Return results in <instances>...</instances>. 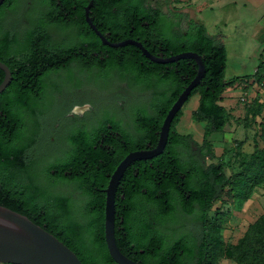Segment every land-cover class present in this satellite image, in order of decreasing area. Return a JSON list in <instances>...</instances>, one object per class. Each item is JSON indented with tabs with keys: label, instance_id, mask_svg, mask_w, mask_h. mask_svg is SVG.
<instances>
[{
	"label": "trees",
	"instance_id": "1",
	"mask_svg": "<svg viewBox=\"0 0 264 264\" xmlns=\"http://www.w3.org/2000/svg\"><path fill=\"white\" fill-rule=\"evenodd\" d=\"M88 1L42 0V8L33 20L35 24L31 22L22 36L10 35L2 29V18L7 10L14 8L16 0L0 4V60L8 65L12 75L0 93V204L26 214L52 232L83 264H116L109 255L103 232L108 175L129 150L156 144L166 111L196 74L197 64L193 58L166 64L150 62L132 45L113 47L102 43L85 21L84 6ZM88 14L110 42L138 39L154 54L153 46L160 44L165 47L162 51L165 57L192 50L200 55L205 69L185 100L197 94L191 116L206 121L197 150L192 148L190 134L176 128L181 107L172 119L163 151L131 162L118 182L114 236L119 249L130 257L125 249L128 242L140 247L147 240H176L177 264H186L187 258L191 259L190 264H217L220 257L232 259L236 264H264V212L247 225L235 243L224 242L219 230L228 205L246 200L256 186L264 184V95L261 92L264 91V57L252 74L225 79L226 48L207 32L202 21L181 12L146 6L143 0H93ZM64 15H71L72 19ZM184 19L186 25L181 27ZM144 21L149 25L144 26L141 23ZM51 26L59 32L76 26L80 30L79 40L55 42ZM94 44L97 57L87 61L81 53H90ZM74 45L78 46V54L68 56ZM73 63L81 71L97 69L104 78L118 71L131 74L146 86L163 84L164 87L155 92L151 111L145 105L135 108L134 132L110 118L113 128L110 134L102 133V126L94 125L67 133L70 143L67 151L44 163L49 182L46 187L34 172L31 158L34 154L29 153L37 134V129L29 128V119H37L33 105L41 99L50 74L69 71ZM3 75L0 69V81ZM253 83L257 90L242 103L243 114L236 117L245 128L253 130L251 150H237L243 139L238 140L235 146L222 150L218 162L205 163V156H214L207 137L212 131H222L232 117L221 103L223 91L229 86L245 84L246 87ZM41 157H36V163H41ZM57 165L61 168L52 173L51 169ZM57 183L71 184L79 190L82 197L76 208L70 193L51 188ZM217 201L219 204L215 205ZM178 213L195 215L197 232L168 234L157 228V223L172 221ZM61 231L69 233L72 240L61 236L58 233Z\"/></svg>",
	"mask_w": 264,
	"mask_h": 264
},
{
	"label": "rangeland",
	"instance_id": "2",
	"mask_svg": "<svg viewBox=\"0 0 264 264\" xmlns=\"http://www.w3.org/2000/svg\"><path fill=\"white\" fill-rule=\"evenodd\" d=\"M41 1L16 0L14 8L7 10L2 18V29L8 31L10 35L22 36L24 30L37 17L35 14L42 8ZM190 1L143 0V3L150 7H160L166 12H181L186 17L203 21L209 33L223 32L226 35L225 48L228 51L224 68L225 79L236 75L252 74L264 56V40H258L251 35L257 23H264V5L255 10L252 5L241 6V0H236V5L231 0H200L196 4ZM185 25L184 19L180 26ZM50 76L53 79L56 78L53 85H48L41 99L33 105L37 112V119H29V128L37 129L36 141L29 153L34 154L31 156L34 160V172L38 174L40 182L46 187L49 182L45 176L44 163L52 161L53 152L58 144L65 141L67 133L80 127L90 129L97 124L105 109L118 113L117 118H123L122 123L126 130L134 132L135 108L145 105L151 111L150 102L155 92L164 87L163 84L146 86L136 81L131 74H120L118 71H112L106 78L101 76L97 69L78 72L74 65L69 71L61 70ZM249 86L246 91L251 97L256 92L257 85ZM238 91L237 89L236 92ZM262 94L264 95V91ZM197 99L198 95L193 94L182 105V115L176 124L179 132L190 134L193 140L191 145L195 151L202 143L206 122L191 116ZM73 102L84 105V108L75 109L73 117L64 116ZM237 104L231 109L226 106L228 110H233L230 124L222 131H212L207 137L211 141L214 156H205V163L218 162L222 150L235 146L238 140L243 139L237 150H251V132H247L248 129L244 128L241 120L236 118L237 114H243L239 95H237ZM30 155L28 154L27 157ZM36 157L42 158L41 163H36ZM51 188L56 192L70 193L73 197L79 193L71 184L57 183ZM217 204L219 201L215 203ZM227 208L228 211L224 213L220 221L219 230L224 242L235 243L247 225L264 212V184L256 186L246 200H236ZM150 218L153 220L152 210ZM176 219L175 224L180 227V232H197L198 221L195 215L186 216L178 213ZM216 263L236 264L234 260L227 257H220Z\"/></svg>",
	"mask_w": 264,
	"mask_h": 264
},
{
	"label": "water",
	"instance_id": "3",
	"mask_svg": "<svg viewBox=\"0 0 264 264\" xmlns=\"http://www.w3.org/2000/svg\"><path fill=\"white\" fill-rule=\"evenodd\" d=\"M4 0H0V4ZM93 0L84 6V17L90 28L101 39L102 43L117 47L134 44L142 54L154 62L165 63L180 58H193L197 64L196 74L178 93L166 111L158 132V139L154 146L129 150L108 175V182L104 188V240L109 255L116 264H142L123 253L116 244L114 236L115 220V191L118 182L126 169L134 160L151 158L161 153L166 145L169 128L173 117L182 107L204 74V63L200 55L192 50H183L169 56L150 53L139 41L124 39L110 42L92 23L88 11ZM0 69L4 72L0 81V93L10 83L12 75L8 65L0 60ZM0 263L18 264H83L78 255L52 232L34 222L26 214L0 204Z\"/></svg>",
	"mask_w": 264,
	"mask_h": 264
},
{
	"label": "flooded vegetation",
	"instance_id": "4",
	"mask_svg": "<svg viewBox=\"0 0 264 264\" xmlns=\"http://www.w3.org/2000/svg\"><path fill=\"white\" fill-rule=\"evenodd\" d=\"M5 1L6 0H4V2ZM57 1H60V0H57ZM152 8H157V7H152ZM169 15H170V13H169ZM64 17H66L67 19H72L71 15H64ZM141 23L144 26L149 25L148 21H144ZM32 24H35V21H32ZM50 29H51V35L55 39V42L67 43V42L73 41L74 39L79 40V37H80V30H78V28L76 26H70L65 31H62V32L57 31L52 26L50 27ZM55 36H56V38H55ZM136 41H139V40L137 39ZM139 42L142 44L141 41H139ZM129 45L134 46L136 49H138L140 52H142L136 45H134V44H129ZM142 46H143V44H142ZM77 47L78 46L74 45L71 48V52H68V56H71L73 54H75V55L78 54ZM164 48L165 47L163 45L157 44L156 46H153L152 51H155V54L154 53H152V54L163 56L162 51ZM81 55L87 61L89 59H93V58L97 57V48L95 47V44L93 46H91L90 53H88V51H84V53H81ZM145 58L147 60H149L150 62H154L147 57H145ZM171 62H174V61H171ZM171 62H165L162 64L171 63ZM72 65H74V67L76 68V70L78 72H82L76 63H73ZM55 79H53V77L49 76L47 79L48 85H53L52 83L55 81ZM70 105H71L69 107L70 110L67 111V113L65 112L64 116H66V117H73V112L76 111L75 109H83L84 108V105L76 104L75 102L71 103ZM117 115H118V113H116V114L114 112L112 113L111 109L110 110L105 109V111L102 113V115L98 119L97 124H95L94 126H97V127L102 126V128H101L102 133L110 134L112 132V129H113L112 124L109 120L110 118L114 119V120H119L121 126L124 127V125L122 123L123 118L122 117L117 118ZM107 134H106V136H107ZM104 138L105 137H102L101 140H104ZM69 145H70V143H69L68 139H65V141L62 144H58L56 147L57 149L53 152L54 156L52 158V161L63 156V154L69 148ZM60 168H61V166L57 165L53 169H51V172L55 173ZM64 173L67 174V171H64ZM78 192H79V190H78ZM81 197H82V195L79 192L77 195H75V197L72 198L74 208H76L80 204ZM176 218L172 221L157 223V228L168 233V234L169 233L174 234V233L180 232V227L177 224H175V222H176L175 220H177ZM103 220H104V217H103ZM153 222H155V221H153ZM58 233H60V235L63 236L64 238H66L67 240H72V237L69 233L67 234L64 231H61ZM187 233H195V232H187ZM189 241L191 243H193L194 240H189ZM125 249L127 250V253L130 255V257L145 260V261L149 262L150 264H154V263L155 264H177V259L179 256V250L177 248L176 240H147L145 245L140 246V247H135L134 242L132 241V242H128L127 245H125ZM154 253H155V256H154ZM190 262H191V259L187 258L186 264H190Z\"/></svg>",
	"mask_w": 264,
	"mask_h": 264
},
{
	"label": "crops",
	"instance_id": "5",
	"mask_svg": "<svg viewBox=\"0 0 264 264\" xmlns=\"http://www.w3.org/2000/svg\"><path fill=\"white\" fill-rule=\"evenodd\" d=\"M198 1H200V0H191L190 2L196 4V3H198ZM201 1H205V0H201ZM231 1L234 3V5H236V0H231ZM247 4L252 5L255 10H258V8H260L262 5H264V0H241V6L246 7ZM196 20H198V19H196ZM206 29H207V27H206ZM207 32L209 33L208 30H207ZM209 34L211 36H213L216 41H219V42L223 43L224 46H226L225 45V36L226 35L223 32H218L216 34H214V33H209ZM251 35L254 36L255 38H257L258 40H260V39L264 40V23L263 24L257 23V25H256L255 29L252 31ZM226 52H228V51L226 50ZM262 57H264V56H262ZM249 81H251V80H249ZM255 84L256 83H253L252 85L256 86ZM244 85L245 84H237V85L227 87L222 93L221 103L225 107L227 106L229 109L234 108L235 105L237 106L238 105L237 104V95H239L243 90L246 91L247 87H250L249 85L244 87ZM237 89L239 90L238 93L236 92ZM261 92H263V91H261ZM263 98H264V96H263ZM229 111L231 112V114H233L232 113L233 110H229ZM238 116H241V115L237 114L236 117H238ZM245 129H248L247 132H251V134H252V132H253L252 129H250V128H245Z\"/></svg>",
	"mask_w": 264,
	"mask_h": 264
},
{
	"label": "built area",
	"instance_id": "6",
	"mask_svg": "<svg viewBox=\"0 0 264 264\" xmlns=\"http://www.w3.org/2000/svg\"><path fill=\"white\" fill-rule=\"evenodd\" d=\"M248 98V92L247 91H242L240 94H239V99L241 100V102L243 103L244 101H246Z\"/></svg>",
	"mask_w": 264,
	"mask_h": 264
}]
</instances>
